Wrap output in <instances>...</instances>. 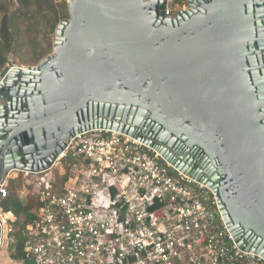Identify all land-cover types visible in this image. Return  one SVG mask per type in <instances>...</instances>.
<instances>
[{
    "label": "water",
    "instance_id": "1",
    "mask_svg": "<svg viewBox=\"0 0 264 264\" xmlns=\"http://www.w3.org/2000/svg\"><path fill=\"white\" fill-rule=\"evenodd\" d=\"M54 53L0 76V182L52 167L110 129L211 188L235 239L264 258V0H68ZM16 128V129H15ZM2 228L0 226V243Z\"/></svg>",
    "mask_w": 264,
    "mask_h": 264
},
{
    "label": "built area",
    "instance_id": "2",
    "mask_svg": "<svg viewBox=\"0 0 264 264\" xmlns=\"http://www.w3.org/2000/svg\"><path fill=\"white\" fill-rule=\"evenodd\" d=\"M55 171L68 176L61 191L51 190L56 178L50 189L41 181ZM22 173L32 187L26 195L42 204L22 230L33 264H264L236 243L211 188L129 135L87 130L49 169ZM0 226L1 248L14 232L1 204Z\"/></svg>",
    "mask_w": 264,
    "mask_h": 264
},
{
    "label": "trees",
    "instance_id": "3",
    "mask_svg": "<svg viewBox=\"0 0 264 264\" xmlns=\"http://www.w3.org/2000/svg\"><path fill=\"white\" fill-rule=\"evenodd\" d=\"M14 2L18 8H14L12 14H9V11L4 13L1 22L0 68L8 64L10 55L18 59L22 66H36L53 53L54 46L48 38V33L54 35L59 24L70 19L69 5L67 0L59 3L54 0H15ZM24 26H26L27 35L23 30ZM43 29H46L47 34ZM40 34L47 39L46 45L36 41ZM22 175L16 179L10 177L9 196L1 202V208L6 214L13 213L17 219L13 224L16 228L13 235L18 241L15 258L22 259L23 264H33L26 258L22 230L38 218L37 212L42 204L39 196L31 193L26 195L25 201L19 197L18 193L24 185ZM54 178L57 183L51 190L61 191L68 176L61 178L59 171L42 178L44 188L50 189V182ZM28 189L32 191V187L28 186ZM9 215L13 218L11 214Z\"/></svg>",
    "mask_w": 264,
    "mask_h": 264
},
{
    "label": "rangeland",
    "instance_id": "4",
    "mask_svg": "<svg viewBox=\"0 0 264 264\" xmlns=\"http://www.w3.org/2000/svg\"><path fill=\"white\" fill-rule=\"evenodd\" d=\"M14 1L15 0H0V27H1V22H2V19H3L4 13H6V12L9 11L8 13L9 14H12L14 8H18V5H15L14 4L15 3ZM62 1H64V0H54V2H56V3H59V2H62ZM67 3H68V0H67ZM169 6H170V10H171L172 17H175L177 15V13H179L181 10H188V8H189V0H171L170 3H169ZM23 30L26 31V35H27L26 26H24V29ZM45 30L46 29H43V31H45ZM45 32L47 34V31H45ZM42 37H43V34L38 35L37 38H36V41L38 43L39 42L40 43L42 42L43 45H46V42H47L46 40L47 39H45L44 37L42 38ZM48 38L50 39V41L52 42L53 46L55 47L56 32L54 33V35L48 33ZM0 41H1V37H0ZM53 53H54V50H53ZM51 55H49V56H51ZM45 59H43L42 61H44ZM18 61H19L18 59H14V57L10 55L9 56V62H8V64L10 62H12L13 64L16 63L14 65H19L20 63ZM8 64L5 67L0 68V76H1V73L4 71V69L8 66ZM39 64H37V65H39ZM19 66H22V65L20 64ZM22 67H25V66H22ZM21 174L22 173H20V171H15V172L12 173L11 177H12V179L13 178L16 179V178H19L21 176ZM22 176H23V179H24L23 180L24 181L23 187L24 186L26 187V188H22V192H21L22 193L21 195L24 198L26 196V192L28 191V186H29L28 184L29 183H28V180L25 179V177H24L25 175L23 174ZM12 227H13V231H16V228H14L13 225H12Z\"/></svg>",
    "mask_w": 264,
    "mask_h": 264
},
{
    "label": "crops",
    "instance_id": "5",
    "mask_svg": "<svg viewBox=\"0 0 264 264\" xmlns=\"http://www.w3.org/2000/svg\"><path fill=\"white\" fill-rule=\"evenodd\" d=\"M23 188H26L25 186ZM27 190V189H26ZM22 190L19 191L18 195L22 200H26V196L23 198L22 197ZM13 216V218H9L11 225H13L16 222V217L14 216L13 213H9ZM8 214V216H10ZM7 216V214H6ZM13 219V220H12ZM2 246L0 248V264H23L22 259L18 260L15 258L16 255V248H17V239L16 237L12 234H6V238L3 239L2 241Z\"/></svg>",
    "mask_w": 264,
    "mask_h": 264
},
{
    "label": "bare ground",
    "instance_id": "6",
    "mask_svg": "<svg viewBox=\"0 0 264 264\" xmlns=\"http://www.w3.org/2000/svg\"><path fill=\"white\" fill-rule=\"evenodd\" d=\"M18 68H23V69H27V67H22V66H19V65H16ZM15 65L13 66V68H12V72L10 73V77H9V79H8V81H6L7 82V84L8 85H13L14 84V75H12L13 73H14V70H15ZM0 82H1V80H0ZM3 123V121L1 120V122H0V125H3L2 124ZM16 129V128H15ZM94 130H96V129H94ZM22 172H24V171H20V173H22ZM13 173V172H12ZM12 173L10 174V175H12ZM23 174V173H22ZM10 179V178H9ZM9 179H8V183H9ZM3 201V200H2ZM1 201V202H2ZM1 202H0V204H1ZM3 210V209H2ZM4 213V212H3ZM4 214H6V213H4ZM7 217H9L10 218V216H8V214H7ZM13 220V219H12ZM4 226V225H3Z\"/></svg>",
    "mask_w": 264,
    "mask_h": 264
}]
</instances>
